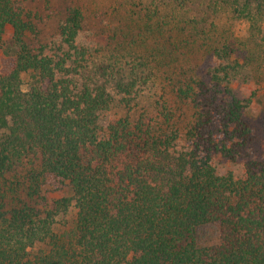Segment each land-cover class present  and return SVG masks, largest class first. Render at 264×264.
Masks as SVG:
<instances>
[{"label": "trees", "instance_id": "1", "mask_svg": "<svg viewBox=\"0 0 264 264\" xmlns=\"http://www.w3.org/2000/svg\"><path fill=\"white\" fill-rule=\"evenodd\" d=\"M41 20L0 0V264H264V159L212 162L253 139L264 0H74L51 41Z\"/></svg>", "mask_w": 264, "mask_h": 264}, {"label": "rangeland", "instance_id": "2", "mask_svg": "<svg viewBox=\"0 0 264 264\" xmlns=\"http://www.w3.org/2000/svg\"><path fill=\"white\" fill-rule=\"evenodd\" d=\"M74 0H29V6L37 9L42 20L39 26L42 29L43 40L51 41L57 32V26L63 8ZM87 0H79L84 2ZM49 6L46 7V3ZM90 30L91 25L88 26ZM89 32H85L84 35ZM8 43V41H7ZM12 57L6 53V46L0 48V69L11 64ZM256 93L253 105L246 110L244 114L245 120L252 127L253 139L246 149V155L235 161L223 158L220 154H213L212 162L219 174H225L229 171L240 174L243 164L251 158L264 159V83H246L237 87V94L241 97ZM122 112L115 110L108 116L113 119L120 116ZM195 242L198 245H214L219 243V224L210 223L198 226L195 232Z\"/></svg>", "mask_w": 264, "mask_h": 264}]
</instances>
